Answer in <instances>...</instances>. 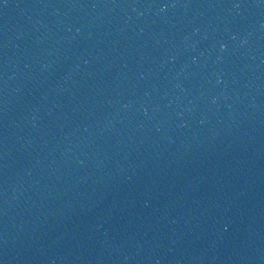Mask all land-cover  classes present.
Wrapping results in <instances>:
<instances>
[{
	"label": "water",
	"instance_id": "obj_1",
	"mask_svg": "<svg viewBox=\"0 0 264 264\" xmlns=\"http://www.w3.org/2000/svg\"><path fill=\"white\" fill-rule=\"evenodd\" d=\"M0 264H264V0H0Z\"/></svg>",
	"mask_w": 264,
	"mask_h": 264
}]
</instances>
